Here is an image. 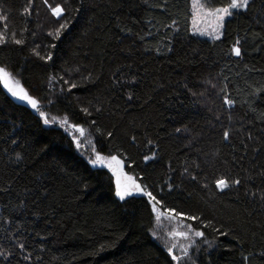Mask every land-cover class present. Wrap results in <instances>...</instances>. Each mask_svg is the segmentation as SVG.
<instances>
[{"label": "trees", "instance_id": "obj_1", "mask_svg": "<svg viewBox=\"0 0 264 264\" xmlns=\"http://www.w3.org/2000/svg\"><path fill=\"white\" fill-rule=\"evenodd\" d=\"M0 15V67L49 118L0 83V264H178L148 198L121 201L82 137L204 232L196 264H264V0L212 41L192 33V0H0ZM222 178L241 184L221 192Z\"/></svg>", "mask_w": 264, "mask_h": 264}, {"label": "snow or ice", "instance_id": "obj_2", "mask_svg": "<svg viewBox=\"0 0 264 264\" xmlns=\"http://www.w3.org/2000/svg\"><path fill=\"white\" fill-rule=\"evenodd\" d=\"M208 0H205V3H200L199 0H194L193 7L198 10L197 14H202L204 17L207 18V22L205 24V27L199 31V35H209L215 40L221 39V36L223 35V29L225 26V19L227 17H232L234 14H237L241 11H248L250 0H230L227 7H207ZM45 4H48V0H44ZM51 8L52 15L57 18V20L60 19L61 16L64 15L65 9L59 5L52 7V5H49ZM26 11L30 14L31 9H26ZM7 20L6 15H0V22H4ZM67 23H61L56 30V36L59 37V33L61 30H64L67 28ZM6 28V25H5ZM49 35H52V33H49ZM13 42L17 45L23 44V40L16 39L15 34H12ZM7 42V38L3 34V32H0V44H5ZM237 45H239L240 41L237 40ZM51 47H55V45H51ZM232 52L235 54V56L239 57L241 56V48L238 46H234L232 48ZM39 55V53H37ZM47 60H52V56L49 54L46 57ZM0 82L3 84V88L6 89L7 93L11 95V97L15 98L18 101L23 102L24 104L31 107V109L35 110L39 113V116L42 118L43 123L45 125L49 124V118L47 114L41 110L39 106V102L37 99L33 98L28 91H26L22 86H20L18 81H14L11 77V74L6 71L5 68L0 67ZM72 87H75V84L72 85ZM129 99L131 100L132 97L129 96ZM224 103L229 106V108L232 107L234 104V101L231 99L225 97ZM64 123H67V121H64ZM95 123V121H93ZM75 128L76 132H79L81 136L84 135V129L82 127L73 126ZM179 131V130H178ZM111 136V133L108 134ZM223 138L225 141L229 140V132L225 131L223 133ZM74 143L75 147L77 149H80L81 142L79 139H76L75 137ZM133 139H135L133 137ZM147 159V158H146ZM89 163L93 166H99V167H106L112 175L115 177V195L121 200H125L127 197H132L134 195H140L143 197H147L149 202L152 206V211L157 213V218H159L160 213L158 212L157 205L161 203L160 200L157 199L155 195L151 191L146 190V187H143L140 183H137V181L127 175V173L124 172V164L123 160L118 159L117 156L113 155L110 157L101 155L99 153L96 154L95 159H90ZM195 179V177H193ZM241 180L240 179H233L231 183L227 179H218L216 181V187L221 191L224 192L226 189H230L233 186L240 185ZM255 195V193H253ZM261 199H264V194L261 195ZM170 217L174 218L176 216H181L183 214L175 212L173 209H169ZM186 219L188 220H197L199 217L196 216H187ZM204 227H207V225H204ZM187 228L189 231H194V235L196 237H203L204 232L200 230H194L191 225H187ZM216 231H220L219 229H216ZM226 235V233H222ZM177 235H180L182 237H187L186 232H180L177 233ZM175 247V245H173ZM20 248L23 249L24 245L21 244ZM171 251V249H169ZM186 251V249H185ZM4 253L0 252V257H3ZM172 259H177V257L173 256ZM247 260V257L244 258Z\"/></svg>", "mask_w": 264, "mask_h": 264}, {"label": "rangeland", "instance_id": "obj_3", "mask_svg": "<svg viewBox=\"0 0 264 264\" xmlns=\"http://www.w3.org/2000/svg\"><path fill=\"white\" fill-rule=\"evenodd\" d=\"M199 2L205 3V0H199ZM193 4H194V0H192V13H193L192 24H191L192 33L195 36H198L206 40H210V41L215 40L209 35H204V36L199 35V31L205 27L207 18L204 17L202 14H197L198 10L193 7ZM207 7L210 6L206 5V8ZM230 18L231 17H227L225 19V24L227 20ZM222 31H224V29ZM11 77L14 81H18L13 76ZM19 84L20 86H22L20 82ZM85 138L82 137L81 139L83 140V144L85 145L84 147L88 150V155H90V157L95 159L96 155L94 154L93 150H91L92 146L90 145L89 141ZM180 232H186L187 237H182L180 235H177V233ZM152 236L168 250V252L171 254L172 257L173 256L177 257L175 261L178 264H196V256H198L200 252L205 250L204 247L206 248L207 252H209L212 248L207 241L202 242V237H196L194 235V231H189L187 228V224L184 221H182L178 217H174V218L170 217L169 213L166 214L160 213L159 218H157V213L155 214V224L152 231ZM173 245H175V247H173ZM169 249H171V251H169Z\"/></svg>", "mask_w": 264, "mask_h": 264}, {"label": "water", "instance_id": "obj_4", "mask_svg": "<svg viewBox=\"0 0 264 264\" xmlns=\"http://www.w3.org/2000/svg\"><path fill=\"white\" fill-rule=\"evenodd\" d=\"M0 83H1V86H2V88H3V84H2V82H0ZM3 90H4L5 93H6V94H7V95L13 100V102H14L15 104L20 105V106H23V107H25V108H27V109H29V110H31V111H35V110L31 109L30 106H28V105L24 104L23 102L18 101V100H16L15 98L11 97V95L7 93L6 89L3 88Z\"/></svg>", "mask_w": 264, "mask_h": 264}]
</instances>
